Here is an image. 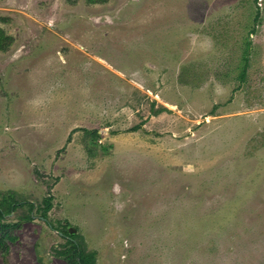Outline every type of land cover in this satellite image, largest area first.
I'll return each instance as SVG.
<instances>
[{"label":"rangeland","instance_id":"374dc122","mask_svg":"<svg viewBox=\"0 0 264 264\" xmlns=\"http://www.w3.org/2000/svg\"><path fill=\"white\" fill-rule=\"evenodd\" d=\"M0 29V264H72L71 236L264 264V0H0Z\"/></svg>","mask_w":264,"mask_h":264},{"label":"trees","instance_id":"16d2710c","mask_svg":"<svg viewBox=\"0 0 264 264\" xmlns=\"http://www.w3.org/2000/svg\"><path fill=\"white\" fill-rule=\"evenodd\" d=\"M94 0H90V2H93ZM10 41L7 38V36L4 35L2 30L0 29V50H6V48L9 46ZM137 129V128H134ZM17 204H13L9 207V212L13 211ZM52 207V196L51 194H48L46 198L43 199V207L41 210V217L45 219L47 217L48 211ZM2 212L0 211V216H2ZM9 226L8 225H3L0 226V246L5 245V241L11 239V237L7 234ZM73 238V236H71ZM68 239V242L71 244V247L69 249L70 253L68 255L70 263L73 264H87V261H90L93 258V254H83L78 246L73 242V240Z\"/></svg>","mask_w":264,"mask_h":264}]
</instances>
